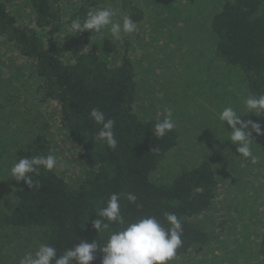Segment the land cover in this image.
Listing matches in <instances>:
<instances>
[{
  "label": "trees",
  "instance_id": "trees-1",
  "mask_svg": "<svg viewBox=\"0 0 264 264\" xmlns=\"http://www.w3.org/2000/svg\"><path fill=\"white\" fill-rule=\"evenodd\" d=\"M64 1L0 0V264H19L41 244L57 256L82 240L102 246L123 228L92 225L113 193L129 223L154 216L167 228L164 213L177 215L183 243L168 264L192 249L203 254L216 229L231 228L228 215L253 226L256 202L240 188L254 183L246 175H264V136L253 132V165L219 114L232 107L264 131V116L244 104L264 95V0H74L67 18ZM100 8L119 9L138 30L118 40L110 26L67 31ZM62 34L76 43L69 52ZM93 108L115 120V150L96 140ZM166 108L176 127L157 138ZM49 154L58 167L31 174L38 190L11 176L20 158ZM261 237L256 264H264ZM102 258L98 251L92 264Z\"/></svg>",
  "mask_w": 264,
  "mask_h": 264
},
{
  "label": "clouds",
  "instance_id": "clouds-1",
  "mask_svg": "<svg viewBox=\"0 0 264 264\" xmlns=\"http://www.w3.org/2000/svg\"><path fill=\"white\" fill-rule=\"evenodd\" d=\"M116 10L112 8H100L90 10L86 18L72 20L67 25V31L72 36L92 32L100 34L103 29L110 26L109 31L114 39H120L122 34H132L138 30L137 22L129 16H124L121 22H114ZM249 113L256 116H264V95L249 96L244 101ZM90 118L101 127L96 135V140L105 143L115 150L118 146L114 134L115 120L106 118L103 111L93 108ZM219 119L230 126V142L236 145V151L251 164L260 163V157L253 154V132L257 136H264L262 125L252 120L243 121L241 116L232 108L225 107L219 114ZM176 127L172 109H165L163 120H159L153 130L157 138H163ZM155 147L152 152L159 153ZM58 167L55 156H33L20 158L10 169V174L16 181H23L30 189H39V181H35L31 174L39 175L43 168L53 171ZM129 202H136V195L127 193ZM120 194H111L107 206L97 212L98 219L92 222L93 228L100 233L109 227L108 222H116L123 226L122 230L113 232L107 242L102 246L93 240L91 243L82 240L77 246L67 249L63 255L57 256L55 247L41 244L35 253L28 252L20 260L19 264H92L97 252L103 253L101 264H168L175 258L177 250L182 246L183 228L180 219L174 213H164L168 224L166 228L156 217H144L134 222H127L120 211Z\"/></svg>",
  "mask_w": 264,
  "mask_h": 264
},
{
  "label": "rangeland",
  "instance_id": "rangeland-1",
  "mask_svg": "<svg viewBox=\"0 0 264 264\" xmlns=\"http://www.w3.org/2000/svg\"><path fill=\"white\" fill-rule=\"evenodd\" d=\"M66 3L65 10V18L71 17L72 11L75 8L74 0H65ZM115 6L112 4V7ZM21 10V9H20ZM116 10V15L113 17L114 22H121L123 19V14L119 13V9ZM62 40L65 41L64 45H68V52L76 46L74 40L69 39L65 34H62ZM3 44V40H0V45ZM6 48H9V45H6ZM202 52H199V55ZM7 65V64H6ZM257 137V135H254ZM263 137V136H259ZM181 158V157H179ZM178 158V159H179ZM71 166L70 168H72ZM264 168V166H261ZM253 173L259 174V170L255 168L252 170ZM254 181L251 186H248L246 189L240 188V193H245L256 203L252 205V208L255 210V214H250L249 218L253 219L255 224L253 226H249L246 228L239 218H235L231 215L227 216V220H230L229 225L231 228L227 229L225 232L222 231L221 228L216 229L213 234L214 240L207 245L203 254L198 252L196 249H192L189 253L176 261L173 264H239L241 261H244L247 264H256L258 262L255 251H258L259 242L262 240L261 234L263 230H258L260 221L264 219V191H261V188L264 189V175L261 176H252L246 175L245 179H250ZM232 189L229 190L228 198H230L231 202L233 201V197L235 196V190L231 192ZM241 197V195H239ZM222 204L217 203L214 208H219V205ZM226 212H223L222 215H226ZM215 220H218V217H215ZM235 225L237 229L233 227ZM11 260H7V264L11 263Z\"/></svg>",
  "mask_w": 264,
  "mask_h": 264
}]
</instances>
